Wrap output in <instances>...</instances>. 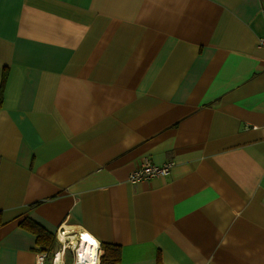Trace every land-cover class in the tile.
<instances>
[{"label": "crops", "instance_id": "obj_1", "mask_svg": "<svg viewBox=\"0 0 264 264\" xmlns=\"http://www.w3.org/2000/svg\"><path fill=\"white\" fill-rule=\"evenodd\" d=\"M263 10L0 0V264L44 255L27 217L121 264H264Z\"/></svg>", "mask_w": 264, "mask_h": 264}, {"label": "trees", "instance_id": "obj_2", "mask_svg": "<svg viewBox=\"0 0 264 264\" xmlns=\"http://www.w3.org/2000/svg\"><path fill=\"white\" fill-rule=\"evenodd\" d=\"M7 79V72H4L2 78V89ZM1 89V91H2ZM3 224V214L0 211V227ZM20 226L24 229L33 232L36 235V242L39 246L38 250L46 252L50 259L54 252L58 249L57 236L49 231L44 225L33 220L25 218L21 221ZM103 254L100 256V264H121V248L114 244L101 243Z\"/></svg>", "mask_w": 264, "mask_h": 264}, {"label": "built area", "instance_id": "obj_3", "mask_svg": "<svg viewBox=\"0 0 264 264\" xmlns=\"http://www.w3.org/2000/svg\"><path fill=\"white\" fill-rule=\"evenodd\" d=\"M263 16H264V10H263ZM260 45L262 46L264 45V38L260 39ZM175 164L176 163L174 161H168L164 164H156L153 163L150 159L145 158L141 162L139 167L130 174L129 180L132 182H139L144 179H153L160 176H167ZM60 230L61 227L59 228L57 233H55L57 236L58 243L60 242L58 244V249L54 252L53 256L50 259L48 258V254L45 252L42 258L39 260L38 264H65L66 252L68 249L71 248V245L73 244L71 243L72 241H69L67 244H64L62 241H59L58 234ZM76 252L72 246L71 256L73 258V264L76 259ZM98 264H100L99 260H98Z\"/></svg>", "mask_w": 264, "mask_h": 264}, {"label": "bare ground", "instance_id": "obj_4", "mask_svg": "<svg viewBox=\"0 0 264 264\" xmlns=\"http://www.w3.org/2000/svg\"><path fill=\"white\" fill-rule=\"evenodd\" d=\"M84 235L90 236L93 240L98 242L93 244L90 241H86L83 237ZM59 241L67 244L69 241L75 246L76 259L74 264H90L91 259L99 260L100 257V242L89 232L80 230L77 227H71L70 225H63L58 234Z\"/></svg>", "mask_w": 264, "mask_h": 264}, {"label": "rangeland", "instance_id": "obj_5", "mask_svg": "<svg viewBox=\"0 0 264 264\" xmlns=\"http://www.w3.org/2000/svg\"><path fill=\"white\" fill-rule=\"evenodd\" d=\"M59 232H60V231H59ZM59 243H60V242H59ZM71 243H72V242H71ZM72 244H73V243H72ZM72 246H73V248L75 249L74 244L71 245V248H72ZM71 248L68 249L67 252H66V254H67V256H66V264H73V258H72V256H71ZM99 261H100V257H99Z\"/></svg>", "mask_w": 264, "mask_h": 264}, {"label": "snow or ice", "instance_id": "obj_6", "mask_svg": "<svg viewBox=\"0 0 264 264\" xmlns=\"http://www.w3.org/2000/svg\"><path fill=\"white\" fill-rule=\"evenodd\" d=\"M86 241H90L91 243H93V244H95L96 243V241L95 240H93L90 236H88V235H84V237H83Z\"/></svg>", "mask_w": 264, "mask_h": 264}, {"label": "clouds", "instance_id": "obj_7", "mask_svg": "<svg viewBox=\"0 0 264 264\" xmlns=\"http://www.w3.org/2000/svg\"><path fill=\"white\" fill-rule=\"evenodd\" d=\"M96 243H97V246H99L98 242H96ZM101 255H102V252H101ZM90 264H98V260L90 258Z\"/></svg>", "mask_w": 264, "mask_h": 264}]
</instances>
